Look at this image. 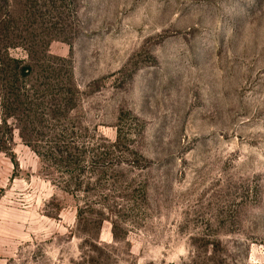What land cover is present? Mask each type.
Returning <instances> with one entry per match:
<instances>
[{
    "label": "rangeland",
    "instance_id": "1",
    "mask_svg": "<svg viewBox=\"0 0 264 264\" xmlns=\"http://www.w3.org/2000/svg\"><path fill=\"white\" fill-rule=\"evenodd\" d=\"M11 59L0 264H264V0H0Z\"/></svg>",
    "mask_w": 264,
    "mask_h": 264
},
{
    "label": "trees",
    "instance_id": "2",
    "mask_svg": "<svg viewBox=\"0 0 264 264\" xmlns=\"http://www.w3.org/2000/svg\"><path fill=\"white\" fill-rule=\"evenodd\" d=\"M11 61H13L15 64H18V65L14 66V69H10L8 66L5 67L6 64L1 65L0 66V70H1V73H0V81L3 84H5V87L6 88H7V85H9L8 86L9 91H8V89L6 90V88H5V90H6L5 97H6V99L8 101H11L10 103H13L12 101L15 100V97H14V93L11 92V91H13V85L12 84L15 81H17L19 74H21V73L22 74L29 73L30 67L28 65H24L22 62H19L17 60L11 59ZM1 82H0V84H2ZM18 95H20V94H18ZM17 102H19L22 105H27L28 104V97L21 98V99H20V97H17ZM2 104H3V107L6 106V102L5 101H2ZM2 124L7 126V120H4ZM21 135L23 137H25L24 134L22 133V131H21ZM1 151H3V150L1 149Z\"/></svg>",
    "mask_w": 264,
    "mask_h": 264
}]
</instances>
